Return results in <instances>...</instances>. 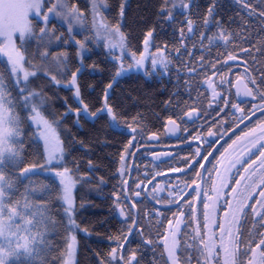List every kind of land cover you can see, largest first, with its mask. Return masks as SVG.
<instances>
[{
  "label": "snow or ice",
  "instance_id": "6c2138e0",
  "mask_svg": "<svg viewBox=\"0 0 264 264\" xmlns=\"http://www.w3.org/2000/svg\"><path fill=\"white\" fill-rule=\"evenodd\" d=\"M234 4L238 11L224 20L217 0H209L203 14L196 0H161L158 22L173 27L172 39L155 43L156 28L150 27L141 51L130 50L122 31L124 0L111 21L104 14L107 0H88L83 6L72 0H0V53L7 58L0 67V264H79L75 233H91L77 223L73 188L77 181H91L87 172L73 178L79 163L66 166L64 141L54 125L69 113L77 123L81 117L102 115L117 123L121 113L110 103L117 78L143 70L148 77L171 79L174 62L175 90L164 102L169 114L163 127L168 133L183 132L177 137L182 143L191 138L206 147L196 144L179 164L170 166L168 172L176 174L172 177L145 169L143 177L131 183L124 176L140 169L130 170L120 155V188L112 195L121 227L107 236L115 246L93 252L95 264H264V0ZM53 18L63 22L65 32L57 34ZM77 29L89 35L77 39ZM54 41L63 50L54 51ZM25 42L35 44L31 54ZM93 43L106 49L111 61L110 81L95 110L85 102L79 83L83 53L90 52ZM69 46L75 47V66ZM233 66L243 68L235 82L230 76ZM89 67L97 70L99 65ZM53 89H67L76 102L73 106L64 98L59 120L48 111ZM128 128L130 146L137 136L145 145L159 143L157 132L145 138L143 128ZM229 132L231 142L223 151L215 148ZM149 151L153 157L176 159L145 147ZM88 168H94L90 159ZM41 174L48 179L37 185L32 178ZM157 177L164 186L153 183ZM145 181L152 186L150 192Z\"/></svg>",
  "mask_w": 264,
  "mask_h": 264
},
{
  "label": "trees",
  "instance_id": "16d2710c",
  "mask_svg": "<svg viewBox=\"0 0 264 264\" xmlns=\"http://www.w3.org/2000/svg\"><path fill=\"white\" fill-rule=\"evenodd\" d=\"M72 2L83 6L88 3V0H72ZM120 2L121 0H107L109 8L104 10V14L109 21L118 12ZM124 2L126 10L122 31L128 37L130 50H135L137 47L141 51L143 50V35L150 27L156 28L155 43L160 44L162 41L172 39L173 27L167 23L161 25L158 22L157 11L161 0H124ZM177 18H181L179 11ZM52 24L55 25L57 34L66 31L55 21H52ZM85 35H89V33L82 32L80 36L76 35V37L83 39ZM17 44L20 43L17 42ZM55 44L54 41V51L63 50L62 44L60 48H56ZM23 47L28 50L29 54L35 50L34 43L26 42ZM89 47L91 51L83 53L85 68L80 74L79 83L85 102L95 110L96 107L101 106L103 89L110 81L111 73L107 69L111 67V61L106 57V50L102 46L98 47L93 43ZM68 51L73 54L71 65L75 66V47L69 46ZM93 63L99 65L97 70H92L89 67ZM5 64L6 62L0 59V67ZM173 67L172 72H175V62ZM168 86V82L159 75L148 77L139 73L129 74L118 79L110 90V103L115 105L117 111L121 113L117 123L111 122L106 115L93 120L81 117L77 123L75 114L69 113L58 127L54 125L57 135L64 141L67 154L66 166L73 168L74 161L79 163V171L73 173V178L76 179L87 172L91 181L87 184L77 181L74 190L77 223L81 228L87 227L91 233L90 235L83 231L75 233L79 242L75 258L79 260V264H93V252L102 250L101 243L108 240L107 236L112 234L115 228L111 215V196L120 182L117 172L120 166L119 158L128 140L124 129L128 128L129 124L132 127H137L147 122H153V126L158 127V107L164 104L172 92ZM53 92L55 95L52 94ZM48 94L52 97L49 101L48 111L56 114L57 120H59L58 114L65 111V97H67L68 104L73 106L76 104L72 93L67 89H53ZM134 118L140 121L139 125L134 122ZM80 141L84 142V147H81ZM89 159L94 165L91 171L88 168ZM101 177L104 180L103 184L99 183ZM32 179L38 185L41 181L46 182L48 178L41 174ZM101 221L104 223H100Z\"/></svg>",
  "mask_w": 264,
  "mask_h": 264
},
{
  "label": "flooded vegetation",
  "instance_id": "af4514ba",
  "mask_svg": "<svg viewBox=\"0 0 264 264\" xmlns=\"http://www.w3.org/2000/svg\"><path fill=\"white\" fill-rule=\"evenodd\" d=\"M252 2L255 4L257 3V0H252ZM197 3V7L199 8L201 14H203L204 11H206L207 5L209 3V0H196ZM195 12V9L193 10ZM238 11L237 6L234 4V0H217V12L219 14L220 17H223L224 20H227L230 16H234L235 13ZM178 12V11H177ZM182 19V17L180 18ZM214 30V29H213ZM223 42H221V47L220 50L223 51ZM216 51L217 49L214 47L212 49V58L215 59L216 56ZM197 56H199V52H197ZM231 63V62H230ZM173 67V66H172ZM219 67V65H218ZM174 68V67H173ZM223 71L228 72L227 68H224ZM243 72V68H240L239 71H237L236 66H233L232 69V73L230 74L231 79L235 82L236 81V77ZM161 77V76H160ZM163 78L165 81L168 82L169 84V88L174 91L175 90V84H176V73L172 72L171 75V79H169L168 76H163L161 77ZM182 82V81H181ZM233 93L235 92V88L232 89ZM169 113L165 110L164 104H162L161 106L158 107V113H157V118H158V122L157 124L159 125L158 127H156V125L153 126V122H147L144 123L140 126H137V128H143L144 129V134H145V138L147 136V134L149 132H157L159 134V143H155V144H149V145H145L143 140H141L140 136L136 137V141H134V146H130L128 145V141L132 139V136L129 134L130 133V129L129 128H125L124 132L127 134L128 136V140L127 143L125 145V148H128V151H125V148L123 150V153L126 157V163L128 165V168L131 170L134 167H138L140 169V172H136V171H131V175H125L124 179L129 180V183L132 182L133 179H136L138 176L139 177H143L144 175V170L147 169L149 172H151L153 175L158 172V171H162L165 172L167 175H169L170 177L176 175L173 173H169L168 169L170 166H176L177 164L180 163V159L184 156L189 155L192 151H194V148L196 146V144H200V146L206 147V145H204L202 142L200 141H192L191 138H189L188 142H184L182 143L180 140L177 139L178 136H183L184 133L183 132H177L175 134L172 133H168L165 131L164 127H163V122L166 119L167 115ZM257 117H259V113H257L256 117H253V123H255ZM201 121H197V124H199ZM248 122L245 121L244 124L240 125V129H244L245 125ZM183 127V126H182ZM189 128H192V125H188ZM238 134V133H237ZM229 136H232V133L229 132L224 139L220 140L218 144H215L214 147L219 149L220 151H223V147L227 146V143H230L231 141L228 139ZM233 139L235 138L234 136L232 137ZM227 142V143H226ZM188 143H191L193 145L192 148L188 147ZM145 147H150L153 148L156 152L158 153H170L171 155L175 156L176 159L175 160H168L164 155H160L159 157H153L152 152H145ZM129 152L132 153V155H129ZM216 156L219 155V152L215 153ZM209 160H213V157H209ZM209 167L211 165H208ZM120 167V166H119ZM206 176V174H205ZM120 178V176H119ZM176 181L173 180V183H175ZM153 183H160L161 186H164V181L162 177H157L156 180L153 181ZM182 186V185H181ZM145 187H146V191L151 190V185H147V182L145 181ZM119 188H120V182L118 187L116 188L115 192L119 193ZM144 193H142V197H143ZM161 196H166L167 195V191L160 193ZM112 199V209H111V215L113 217L114 220V224H115V228L112 232L115 233L117 231V229H119L121 227L119 220H121L122 218H120L118 216V213H115L113 211V200L114 197L113 195L111 196ZM169 217L171 216V213H168ZM110 246H115V245H111L110 241H104L101 243V252L106 251L109 249ZM132 247H136L135 244L132 245ZM146 257L148 259L151 258V253H146ZM93 261L95 264V260L94 257L92 256ZM162 264V262H161Z\"/></svg>",
  "mask_w": 264,
  "mask_h": 264
},
{
  "label": "rangeland",
  "instance_id": "374dc122",
  "mask_svg": "<svg viewBox=\"0 0 264 264\" xmlns=\"http://www.w3.org/2000/svg\"><path fill=\"white\" fill-rule=\"evenodd\" d=\"M177 11H179V9H177ZM52 21H55L56 23H58L59 25H61L62 27H64L65 29H66V26L63 24V22L62 21H60L58 18H53L52 19ZM82 34V32H80L79 31V29H77V36H80ZM77 38V37H76ZM78 39V38H77ZM3 40V38L2 37H0V41H2ZM17 42H19L20 43V41L19 40H17ZM26 43V42H25ZM24 43V44H25ZM106 50V49H105ZM143 51V50H142ZM0 59L1 60H4L5 62L7 61V58L3 55V53H0ZM127 63V62H126ZM132 73H139V74H144L143 73V70H141L140 72H136L135 70H133V72ZM132 73H130V74H132ZM129 75V74H128ZM127 76V75H126ZM124 77V76H123ZM120 78H122V77H120ZM120 78H117V80L118 79H120ZM89 119H91V118H89ZM91 120H93V119H91ZM231 151V150H230ZM74 190H75V186H74V188H73V196H74Z\"/></svg>",
  "mask_w": 264,
  "mask_h": 264
}]
</instances>
